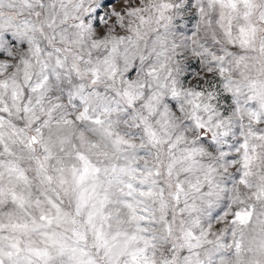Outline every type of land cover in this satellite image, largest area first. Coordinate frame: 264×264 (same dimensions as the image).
<instances>
[{
    "label": "snow or ice",
    "instance_id": "1",
    "mask_svg": "<svg viewBox=\"0 0 264 264\" xmlns=\"http://www.w3.org/2000/svg\"><path fill=\"white\" fill-rule=\"evenodd\" d=\"M0 264H264V0H0Z\"/></svg>",
    "mask_w": 264,
    "mask_h": 264
}]
</instances>
